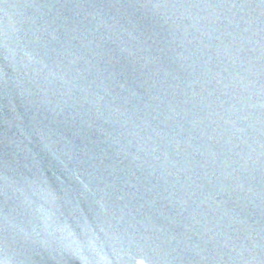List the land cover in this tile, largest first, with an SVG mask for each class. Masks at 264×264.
Segmentation results:
<instances>
[{
	"label": "water",
	"instance_id": "obj_1",
	"mask_svg": "<svg viewBox=\"0 0 264 264\" xmlns=\"http://www.w3.org/2000/svg\"><path fill=\"white\" fill-rule=\"evenodd\" d=\"M0 264H264V0H0Z\"/></svg>",
	"mask_w": 264,
	"mask_h": 264
}]
</instances>
